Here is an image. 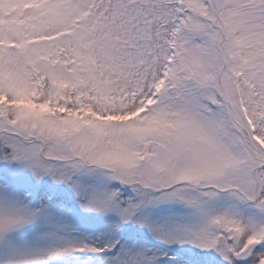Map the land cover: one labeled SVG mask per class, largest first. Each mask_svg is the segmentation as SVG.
Instances as JSON below:
<instances>
[{"label": "snow or ice", "instance_id": "obj_1", "mask_svg": "<svg viewBox=\"0 0 264 264\" xmlns=\"http://www.w3.org/2000/svg\"><path fill=\"white\" fill-rule=\"evenodd\" d=\"M0 264H264V0H0Z\"/></svg>", "mask_w": 264, "mask_h": 264}]
</instances>
